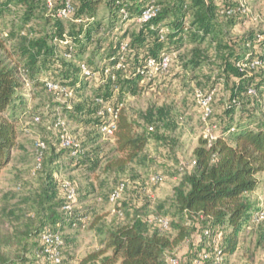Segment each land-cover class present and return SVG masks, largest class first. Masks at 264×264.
I'll return each mask as SVG.
<instances>
[{
	"label": "trees",
	"instance_id": "1",
	"mask_svg": "<svg viewBox=\"0 0 264 264\" xmlns=\"http://www.w3.org/2000/svg\"><path fill=\"white\" fill-rule=\"evenodd\" d=\"M234 1L238 3L225 6L220 13L230 17L243 7L238 0ZM70 2L72 13L59 18L56 14L65 0H51V6L47 0H1L0 9L7 11L11 5H20L24 13L17 28H12L4 36L0 32V172L16 146L14 108L27 101L24 98L26 87H43L48 91L45 82L53 81L74 91L72 86L75 83L67 82V71L61 66L65 59L76 64L81 76V63L93 71L92 58H85L89 48L94 46L92 55L106 56L96 78L91 103L86 107L77 105L70 111V116L75 118L76 111L82 110L79 114L87 117L82 124L98 127L100 118L96 113L95 97L120 104V95L125 91L134 93L141 86L147 73L148 58L158 59L169 54L172 59L185 40L201 44L209 37L208 44L215 43L222 71L207 82L205 94L209 95L216 81L223 80V77L235 81L230 87L232 103L216 121L210 122L216 128V138L210 145L203 138L199 140L193 150L194 164L188 168L175 191L172 215L184 216V225L179 226L173 235L159 229L149 231L147 218L136 213L126 222L107 229L101 237L100 248L86 254L80 264H161L168 252L179 247L181 253L177 257L171 256L178 259V264H225L224 257L236 248L240 229L260 223L255 221L259 209L251 194L261 185L255 176L264 173V118L256 113L261 105L258 99L264 95V79L249 75L248 70L264 68V35L249 31L226 39L213 0ZM150 3L157 6L156 15L146 22H139L143 9ZM100 7L104 8L102 20L97 18ZM37 18H42V22L36 30L29 25ZM103 19L107 20L105 24ZM134 23L138 26L129 30ZM121 44H126L125 50L121 49ZM205 57L203 51L195 47L188 55L181 56L186 59L185 67L200 66L206 61ZM252 61L258 62L252 69L238 66V63ZM117 63L121 67L117 68ZM43 71L53 76L48 80L41 78ZM242 99L243 106L250 105L252 110L241 112L236 119L234 111ZM114 139L115 151L121 155L114 164L119 166L130 162L147 143V138L136 133L135 123L122 108ZM63 149L67 150L65 155L74 164L91 160L82 145L74 155L70 148ZM96 165L93 163L92 167ZM51 174L50 170L48 175ZM53 194L45 188L38 200L39 215L31 218L22 229L8 231L0 222V264H31L29 254L42 257V264H49L44 259L40 234L62 230L65 225L81 227L82 216L64 210L66 199L53 202ZM116 216L124 219L125 213L117 208ZM154 224L167 230L157 222Z\"/></svg>",
	"mask_w": 264,
	"mask_h": 264
},
{
	"label": "rangeland",
	"instance_id": "2",
	"mask_svg": "<svg viewBox=\"0 0 264 264\" xmlns=\"http://www.w3.org/2000/svg\"><path fill=\"white\" fill-rule=\"evenodd\" d=\"M213 1L218 8L217 20L226 39L249 31L264 35V0H244L241 2L244 7L230 17L220 12L227 5H236L237 1ZM103 10V7L99 8L97 18L101 19ZM23 13L20 5H11L7 11L0 9V32L3 36L19 26ZM41 22L42 18H37L29 26L37 30ZM106 22L103 19V24ZM137 26L134 23L129 30ZM208 39L205 38L201 44L185 40L182 48L172 55L166 72L151 71L144 76L141 86L134 93L125 91L118 97L122 110L135 123L136 133L147 138L144 150L124 166L114 164V160L121 156L115 151L114 137L101 136L96 125L82 124V120L87 119L84 114H79L82 110H75V118L70 116L71 108L80 104L86 107L95 96L96 78L104 66L105 54L100 58L92 55L94 46L89 48L85 58H92L91 66L95 72L90 79L80 76L76 64L65 59L61 66L67 71L66 80L75 83L71 85L74 89L71 94L48 92L43 87L31 85L26 87L24 98L27 101L21 107L16 104L14 108L17 117L16 146L0 172V222L4 228L8 231L22 229L31 218L35 219L39 215L38 200L45 188L54 192L53 202L64 201L62 184L68 181L75 187V197L72 202L66 203L68 208L64 210L82 216L83 221L79 228L65 225L59 230L63 236L61 264H80L86 254L100 248L101 237L107 229L126 222L136 213L147 218L149 231L159 229L168 235L175 234L177 228L184 225L185 218L172 215L175 191L188 171L194 148L203 138L202 109L198 105L196 92L205 94L207 82L222 71L218 65L215 43L208 44ZM194 47L203 51L206 61L197 67H185L186 59L181 56L188 55ZM248 74L264 79V68L248 70ZM52 76V73L43 71L41 78L48 80ZM234 81V78L226 80L224 77L216 81L209 94L210 122L216 121L232 103L229 98ZM117 91L114 92L115 97ZM243 101L235 108L236 119L241 112L252 110L250 105L243 106ZM258 103L261 105L256 113L264 118V95L258 99ZM35 116H39L38 121H35ZM59 118L62 126L56 125ZM149 127L153 129L149 130ZM63 132L71 142L82 145L88 158L94 162H70L65 155L67 150L60 145ZM38 142H43L46 147L40 170L35 168ZM93 163H97L96 167H92ZM50 170L51 176L48 175ZM156 173L164 175L163 182L153 184L150 181V177ZM255 178L261 185L251 194V199L255 205H259L260 212H264V173L257 174ZM120 182L126 184V190L119 201L111 202L109 196ZM117 208L124 211V219L116 216ZM159 217L169 218L167 230L148 221ZM180 249L168 252L161 264H169L167 258L177 257ZM28 258L31 264H42L44 261L42 257L32 254ZM223 261L225 264H264V219L257 225L240 229L235 250L226 255Z\"/></svg>",
	"mask_w": 264,
	"mask_h": 264
},
{
	"label": "built area",
	"instance_id": "3",
	"mask_svg": "<svg viewBox=\"0 0 264 264\" xmlns=\"http://www.w3.org/2000/svg\"><path fill=\"white\" fill-rule=\"evenodd\" d=\"M240 5L243 6L241 2L244 0H238ZM48 6H51V0H47ZM244 7V6H243ZM73 11L72 5L70 0H65L64 6L57 12L56 16L59 18H66L69 16ZM157 13V6L154 3H150L145 9H143L140 18L138 19L139 22H146L154 17ZM230 13V11H227ZM163 29H161V32ZM126 44H121V49L125 50ZM171 62V55L164 54L158 59L155 58H148L146 61L147 66V73L149 74L151 71L155 73H163L166 72L169 64ZM258 64L257 61H252L248 63H238V66L241 68L248 67L249 69L254 68ZM117 68L121 67L120 63H117ZM80 73L83 78L90 79L93 78L95 72L92 71L89 67H87L84 63L80 64ZM45 87L50 92H58L65 95L71 94V90L66 87L62 86L53 81L45 82ZM249 92L253 93V90H249ZM196 97L198 101V105L202 109V122H203V139L207 142V145H210L212 141L216 138V131L215 126L211 125L209 119L211 116V96L203 94L201 91L196 92ZM94 102L97 104V115L100 118V122L98 124V132L103 137H114V132L116 130V124L119 112L122 108L121 104H114L111 101L104 100L102 97H95ZM39 117H35V121H38ZM57 126H62L63 122L60 118L56 122ZM152 127H149V130H152ZM60 145L65 148H70L71 154H75L77 149H79V145L71 142L68 138L66 133H62L60 135ZM45 149V144L43 142H38L36 144V166L35 168L38 170L41 167V160L43 151ZM194 161L191 160L188 164V167L192 166ZM180 170L182 171L183 168L181 167ZM150 181L153 184H159L164 181V175L160 173L153 174L150 177ZM126 184L124 182H120L117 186L112 190L109 199L111 202H117L125 191ZM62 189L64 191V196L67 203H70L74 200L75 197V187L68 181H64L62 184ZM65 209L68 208V204L64 207ZM121 215L120 212H118ZM264 219V212H258L255 215V221L260 222ZM150 223L157 222L163 229H168L169 221L167 218L159 217L155 219H148ZM40 244L43 246V253L44 259L49 264H61L62 263V246H63V236L62 233L57 231H46L40 234ZM167 262L169 264H178V259L174 257L167 258Z\"/></svg>",
	"mask_w": 264,
	"mask_h": 264
},
{
	"label": "crops",
	"instance_id": "4",
	"mask_svg": "<svg viewBox=\"0 0 264 264\" xmlns=\"http://www.w3.org/2000/svg\"><path fill=\"white\" fill-rule=\"evenodd\" d=\"M252 201H253V202H254V204H255V201H254V200H252ZM255 206H256L257 208H259V205H257V204H256ZM259 211H261V210H259Z\"/></svg>",
	"mask_w": 264,
	"mask_h": 264
}]
</instances>
